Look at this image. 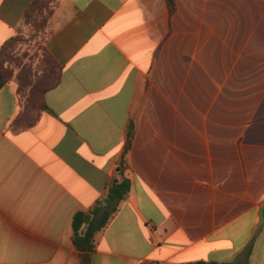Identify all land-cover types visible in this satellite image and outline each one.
<instances>
[{
    "label": "crops",
    "instance_id": "crops-1",
    "mask_svg": "<svg viewBox=\"0 0 264 264\" xmlns=\"http://www.w3.org/2000/svg\"><path fill=\"white\" fill-rule=\"evenodd\" d=\"M49 10L59 84L0 88V264H264V0H0V52ZM131 124V192L81 252Z\"/></svg>",
    "mask_w": 264,
    "mask_h": 264
},
{
    "label": "trees",
    "instance_id": "trees-1",
    "mask_svg": "<svg viewBox=\"0 0 264 264\" xmlns=\"http://www.w3.org/2000/svg\"><path fill=\"white\" fill-rule=\"evenodd\" d=\"M170 10L175 7V0H167ZM26 34V33H25ZM12 38L6 45H4L0 52V88L3 87L6 82L16 76L15 74H7L8 66L6 64V50L11 47V44L17 41L19 36ZM45 42V33L44 40ZM49 56V55H48ZM50 57V56H49ZM52 60V58L50 57ZM53 61V60H52ZM57 67L55 75L51 77L49 83L45 84V87L34 86L31 95L27 98L28 106L37 108L45 92L57 86L61 80L60 67L53 61ZM19 80L18 76H16ZM20 81V80H19ZM37 85V82L35 83ZM21 89V88H20ZM22 92V89H21ZM42 105V104H41ZM34 122V121H33ZM133 125L131 124L127 134V144L124 151V155L118 165L116 176H114L107 184L106 193L102 200L97 201V204L93 209L88 212H79L74 216L73 220V242L76 248L81 252L95 251V235L97 232L104 229L107 226L110 219L116 214L122 201H124L130 194L132 189V180L126 176L127 163L126 154L132 145L133 140ZM189 264H220L215 262L198 261Z\"/></svg>",
    "mask_w": 264,
    "mask_h": 264
},
{
    "label": "rangeland",
    "instance_id": "rangeland-1",
    "mask_svg": "<svg viewBox=\"0 0 264 264\" xmlns=\"http://www.w3.org/2000/svg\"><path fill=\"white\" fill-rule=\"evenodd\" d=\"M59 16L53 10L42 13L32 20V30L22 34L6 50L7 74L18 76L22 94L29 95V86L37 79V87H45L57 71L56 65L48 56L44 46V33L52 28ZM35 78H34V77Z\"/></svg>",
    "mask_w": 264,
    "mask_h": 264
},
{
    "label": "built area",
    "instance_id": "built-area-1",
    "mask_svg": "<svg viewBox=\"0 0 264 264\" xmlns=\"http://www.w3.org/2000/svg\"><path fill=\"white\" fill-rule=\"evenodd\" d=\"M143 264H150V263H147V262H146V263H143Z\"/></svg>",
    "mask_w": 264,
    "mask_h": 264
}]
</instances>
